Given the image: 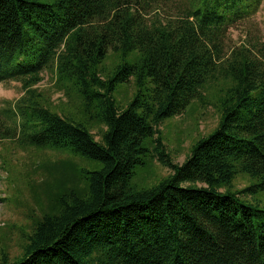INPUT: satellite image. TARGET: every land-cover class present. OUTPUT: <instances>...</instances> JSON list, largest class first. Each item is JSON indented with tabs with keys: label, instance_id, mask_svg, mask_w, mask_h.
I'll list each match as a JSON object with an SVG mask.
<instances>
[{
	"label": "trees",
	"instance_id": "16d2710c",
	"mask_svg": "<svg viewBox=\"0 0 264 264\" xmlns=\"http://www.w3.org/2000/svg\"><path fill=\"white\" fill-rule=\"evenodd\" d=\"M261 4L0 0V84L23 91L0 142L56 155L30 185L20 255L0 264H264V42L228 38ZM211 105L217 124L175 163L161 126ZM154 162L169 173L151 184Z\"/></svg>",
	"mask_w": 264,
	"mask_h": 264
},
{
	"label": "rangeland",
	"instance_id": "374dc122",
	"mask_svg": "<svg viewBox=\"0 0 264 264\" xmlns=\"http://www.w3.org/2000/svg\"><path fill=\"white\" fill-rule=\"evenodd\" d=\"M176 1L189 2V0ZM171 8H174V5ZM164 12L169 13L167 9H164ZM252 37H260L264 42V0L249 22L236 25L229 31V45H239ZM111 62L112 56L105 65L110 67ZM50 79L51 76L44 74L43 81L36 87L45 97L50 98L57 111L64 109L66 101ZM132 93L131 85H127L119 90L116 99L119 104L124 105ZM22 94L20 84L16 82L0 84V111L6 109V102L12 104ZM217 121L216 109L212 105L206 109L195 106L193 111L187 112L182 117L166 121L160 128L166 153L175 163L181 164L192 141L207 135ZM55 159L56 155L52 152H39L34 149L23 151L9 141L0 142V260L3 255L11 261L20 255L24 240L23 233L29 232L31 219L36 216V204L31 195L30 185L42 179L41 173L38 172L39 164ZM153 168L154 177L152 180H147L151 184L169 173L168 169L159 167L155 162ZM145 173L146 171L142 169L136 171L135 181L142 186L146 185L142 182ZM247 184L248 180L244 177H239L235 181L237 189H242ZM256 198L260 200V207L264 210V193L257 195Z\"/></svg>",
	"mask_w": 264,
	"mask_h": 264
}]
</instances>
